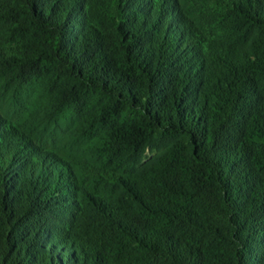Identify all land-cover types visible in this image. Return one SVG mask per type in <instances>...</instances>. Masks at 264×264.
I'll list each match as a JSON object with an SVG mask.
<instances>
[{"label": "trees", "instance_id": "obj_1", "mask_svg": "<svg viewBox=\"0 0 264 264\" xmlns=\"http://www.w3.org/2000/svg\"><path fill=\"white\" fill-rule=\"evenodd\" d=\"M1 77L99 135L0 115V264H264V0H0Z\"/></svg>", "mask_w": 264, "mask_h": 264}, {"label": "rangeland", "instance_id": "obj_2", "mask_svg": "<svg viewBox=\"0 0 264 264\" xmlns=\"http://www.w3.org/2000/svg\"><path fill=\"white\" fill-rule=\"evenodd\" d=\"M49 82L42 79L21 86L0 78V115L7 125L25 130L32 141L66 159H83L99 133L90 119L71 108H54L46 102ZM87 113L93 105L86 102Z\"/></svg>", "mask_w": 264, "mask_h": 264}]
</instances>
